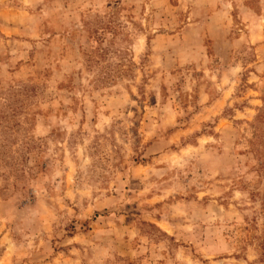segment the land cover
<instances>
[{"label":"rangeland","instance_id":"1","mask_svg":"<svg viewBox=\"0 0 264 264\" xmlns=\"http://www.w3.org/2000/svg\"><path fill=\"white\" fill-rule=\"evenodd\" d=\"M0 264H264V0H0Z\"/></svg>","mask_w":264,"mask_h":264}]
</instances>
